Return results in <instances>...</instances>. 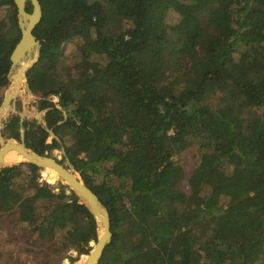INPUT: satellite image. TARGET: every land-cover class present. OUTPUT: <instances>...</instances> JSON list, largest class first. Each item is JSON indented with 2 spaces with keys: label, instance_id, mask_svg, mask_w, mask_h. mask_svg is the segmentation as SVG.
<instances>
[{
  "label": "trees",
  "instance_id": "trees-1",
  "mask_svg": "<svg viewBox=\"0 0 264 264\" xmlns=\"http://www.w3.org/2000/svg\"><path fill=\"white\" fill-rule=\"evenodd\" d=\"M38 1L25 76L44 125L14 114L2 136L64 150L116 234L98 264H264V0ZM1 8L0 89L20 39L13 0ZM38 172L0 169V230L88 254L93 217Z\"/></svg>",
  "mask_w": 264,
  "mask_h": 264
},
{
  "label": "water",
  "instance_id": "water-1",
  "mask_svg": "<svg viewBox=\"0 0 264 264\" xmlns=\"http://www.w3.org/2000/svg\"><path fill=\"white\" fill-rule=\"evenodd\" d=\"M26 2L31 4L32 10L30 13L25 9ZM13 3L16 8L20 39L10 55L11 67L8 74V80L11 81V75L16 72V81L14 83L11 82V85L6 89L5 95L0 104V169L22 164H31L39 168V172L43 174L46 179L53 181L52 184L60 183L66 186L68 190L65 191V194L68 195L70 192H73L79 203L84 205L93 217L97 229L96 241L90 242V251L82 260L77 261L76 264H98L106 247L111 243L112 238L116 236L111 230L107 209L101 204L97 196L86 186L67 157L64 158L66 165H62L56 161L59 157V152L53 154V151L47 150L43 155L34 153L25 146L23 128L20 129L19 141H16L13 138L4 139L1 135V131L4 127L2 124V118L8 111L19 116L21 123L24 120V114L17 112L15 109V95H11L10 91H17L19 89L18 81L20 78H23L21 87H24L29 94H32L26 81L25 74L37 62L40 50V44L32 33L33 29L42 18V9L39 1L13 0ZM46 100L53 102V97L48 95ZM74 110V106L69 108V111ZM62 114L64 120H66V111L62 110ZM42 124L44 125V123ZM47 132L51 138H55L51 130H47ZM12 150L22 156L24 160L4 164L2 161L3 157ZM61 154L64 155L63 149L61 150Z\"/></svg>",
  "mask_w": 264,
  "mask_h": 264
},
{
  "label": "rangeland",
  "instance_id": "rangeland-1",
  "mask_svg": "<svg viewBox=\"0 0 264 264\" xmlns=\"http://www.w3.org/2000/svg\"><path fill=\"white\" fill-rule=\"evenodd\" d=\"M102 1V0H100ZM180 3L181 0H177ZM126 6H124L125 8ZM6 15V9H0V17H4ZM167 21L169 23H174L179 14L175 10H170L168 12ZM66 30L69 32L74 31V26L71 24L67 25ZM78 39H75L72 44H69L65 48V54L69 55L74 48V43L77 42ZM11 85V81L9 80L8 85L4 88L0 89V103L5 95L6 89ZM32 93V92H31ZM37 101L38 97L29 94L24 87H19V91L15 96V103L18 106L17 112H21L25 115V119L34 120L38 124L43 123V114L37 110ZM53 102H57V98L53 96ZM14 113L8 111L4 117L2 118V124L6 122ZM73 119H76L73 116ZM78 121V120H76ZM3 130V129H2ZM2 132V131H1ZM4 139H7L3 136ZM51 137L48 138V142H50ZM53 154L59 152V157L57 160L62 165H66L65 159L62 158L61 151L53 150ZM194 153V149H190L183 156L181 162L185 169L186 173H189L191 169L193 160L191 154ZM39 183H47L50 187L56 192L59 193V184H51L49 179L38 172ZM184 188L186 191L189 190L186 183H184ZM65 190H68L66 186H64ZM224 202V201H223ZM28 240V242L26 241ZM91 247V243H89ZM54 246L49 242H39L37 241L36 235L31 236L28 230H12L8 231L7 229L0 230V264H76L77 261L82 260L86 254H81L75 260H70L69 257H75V253L70 251L67 256L65 255H56L53 251Z\"/></svg>",
  "mask_w": 264,
  "mask_h": 264
},
{
  "label": "bare ground",
  "instance_id": "bare-ground-1",
  "mask_svg": "<svg viewBox=\"0 0 264 264\" xmlns=\"http://www.w3.org/2000/svg\"><path fill=\"white\" fill-rule=\"evenodd\" d=\"M16 72L13 73V75H11V82L14 83L16 81ZM22 82H23V78H20L18 83H19V87L22 86ZM19 89L17 91H10V94L11 95H15L18 93ZM24 160L22 158V156L18 155L15 151H10L8 152V154H6L4 157H3V163L4 164H9V163H12V162H19V161H22ZM50 183L52 184L53 181H50Z\"/></svg>",
  "mask_w": 264,
  "mask_h": 264
},
{
  "label": "flooded vegetation",
  "instance_id": "flooded-vegetation-1",
  "mask_svg": "<svg viewBox=\"0 0 264 264\" xmlns=\"http://www.w3.org/2000/svg\"><path fill=\"white\" fill-rule=\"evenodd\" d=\"M3 100V99H2ZM2 102V101H1ZM1 104V103H0ZM15 109L17 110L18 109V106L16 105V103H15ZM19 117V116H18ZM23 121H28V122H34V123H36L34 120H32V121H30V120H27V119H25V115H24V120ZM5 123V122H4ZM36 124H38V123H36ZM19 125H22V123L20 122V118H19ZM1 135H2V132H1ZM4 137H6V136H4ZM6 138H8V137H6ZM62 158H63V155H62ZM58 163H60L59 162V160H56ZM61 164V163H60Z\"/></svg>",
  "mask_w": 264,
  "mask_h": 264
}]
</instances>
